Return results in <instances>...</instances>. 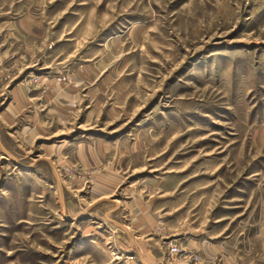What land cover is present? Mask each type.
Returning <instances> with one entry per match:
<instances>
[{
  "label": "rangeland",
  "instance_id": "1",
  "mask_svg": "<svg viewBox=\"0 0 264 264\" xmlns=\"http://www.w3.org/2000/svg\"><path fill=\"white\" fill-rule=\"evenodd\" d=\"M0 264H264V0H0Z\"/></svg>",
  "mask_w": 264,
  "mask_h": 264
},
{
  "label": "built area",
  "instance_id": "2",
  "mask_svg": "<svg viewBox=\"0 0 264 264\" xmlns=\"http://www.w3.org/2000/svg\"><path fill=\"white\" fill-rule=\"evenodd\" d=\"M176 252H177V248H175L174 246H172V247L170 248V253H171L172 255H174V254H176Z\"/></svg>",
  "mask_w": 264,
  "mask_h": 264
}]
</instances>
